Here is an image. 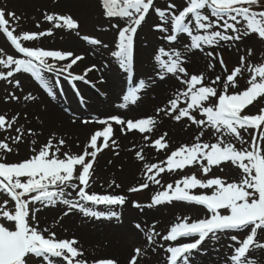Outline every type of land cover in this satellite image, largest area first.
<instances>
[{"label":"snow or ice","instance_id":"1","mask_svg":"<svg viewBox=\"0 0 264 264\" xmlns=\"http://www.w3.org/2000/svg\"><path fill=\"white\" fill-rule=\"evenodd\" d=\"M101 5L106 17H119L124 21L121 23L117 20L112 24L117 30L118 43L111 56L126 72L133 70L138 29H141L146 18H150V12L158 17L159 22L154 25V30L159 32L160 39L171 47L160 46L154 55L157 64L155 78L164 81L169 76L175 77L185 88L183 91H177L175 97L169 99L168 108H159L157 111L176 121L186 118L199 130L195 142L171 151L163 162L166 167L154 163L145 164L147 180L159 184L160 180L156 177L161 173L183 171L185 168H197L207 176L214 166L219 167L226 162H231L240 170V178L233 182H227L217 176L206 180L199 179L193 173L184 175L176 182L175 188L168 184L164 191L153 197L152 204L148 207L171 203L173 200L184 201L204 206L210 215L192 222L186 217L181 222L173 224L162 237L155 225H152L144 232L146 243L149 246L156 245L157 237L167 242H177L167 247L168 264H190L191 257L202 251L201 245L206 240H219V234H230V240L234 244L229 245L232 254L225 264H255L254 257L251 256L252 251L264 250V242L258 239V236L264 238V108L260 109L259 114H251L250 109L247 112L245 109L259 97L264 96V64H246L247 57L252 56V50L249 48L247 57L240 56L239 66L234 67L223 82L221 76L217 75L209 84L204 73H189L185 66L187 58L174 45L181 35L190 38L191 43L184 45L185 50L189 52L193 50L204 52L205 46L216 47L222 41L239 42L253 34L264 40V11L253 10V6L264 9V0H185L179 8L175 2H170L163 9L156 6L155 0H101ZM6 17L16 21L19 17L14 12L6 13L4 8H0V31L6 34L19 58L0 49L2 53L0 65L7 69L6 72L0 71V80L20 87L19 79L9 78L17 73H28L41 87L47 89L49 94L53 93L43 75L44 72L66 73L73 81L91 83L86 77L96 67L95 65L85 68L83 75H75L71 71L78 61L84 59L83 56L70 51L27 47L21 43L52 35V29L17 35L14 34L16 28L11 26V21ZM44 19L49 23L55 22V28L75 30L79 27L78 21L70 15L45 14ZM170 28L172 34H167ZM83 39L92 45L99 46L103 43L88 36H84ZM103 47L109 46L103 44ZM207 56L217 58L227 71L222 56L216 57L213 51H208ZM50 60L53 62H49ZM62 61L68 63L57 68L56 62ZM208 67L212 68L213 65L209 64ZM244 71L251 73L247 80L248 86L236 91L238 77L242 76ZM154 83L155 79L147 83L140 80L138 87L130 89L124 100L135 104L140 99L139 93ZM218 84L221 89L219 92L217 87L213 86ZM230 88L233 89L231 94ZM9 98L19 99L14 93L10 94ZM24 99L35 100L36 97L29 94ZM195 113H199L201 118ZM113 122L120 126L121 133L129 131L150 133L156 124L153 117L125 120L119 115H113L96 121L104 127L94 131L80 154L62 151L65 140L60 139L54 144L50 139L38 149L33 148L30 157L15 162L5 159L7 154L14 151L7 142L9 137L0 140V151L4 153L0 156V191L6 192L15 202L14 212L0 210V221H3L0 222V264H33V257L40 258L41 264H54L52 258H62L66 264H88L75 238L57 239L54 231L41 230L36 213L43 207L55 206L56 203L62 202L67 206L64 216L78 209L85 216L99 218L104 213L88 208L80 201L105 206H123L126 203V197L123 195L88 191L98 154L116 145V140L112 138ZM16 123V117L8 118L0 114V130L7 132L13 129ZM82 123L87 124L89 121L85 120ZM249 129L254 131L250 133L251 143L248 148H237L235 143L225 142V137L230 136L241 145L248 143L241 130L248 132ZM14 130L17 135L11 137V140L13 144H18L25 133L19 127ZM206 130H209V135L214 132L215 143L202 142L201 138L205 136ZM144 139L149 137L145 136ZM32 144L35 145L36 141L33 140ZM154 147L157 150L168 148L164 136L154 140ZM136 155L140 160L144 159L140 151ZM115 186L120 187L118 184ZM148 187L149 184L146 182L130 188L129 191L136 192ZM197 188L207 189L209 192L193 194L191 190ZM73 192L75 200L65 198L66 195L71 196ZM8 203L9 201L5 200L0 208ZM134 207L140 205L134 204ZM110 215L117 216V213L113 211ZM135 228L143 231L139 223L135 224ZM239 232L245 233L243 239L239 238ZM181 240L190 242H179ZM144 254L141 247L135 248L129 264H138V258ZM94 264L117 262L103 259L95 261Z\"/></svg>","mask_w":264,"mask_h":264},{"label":"bare ground","instance_id":"2","mask_svg":"<svg viewBox=\"0 0 264 264\" xmlns=\"http://www.w3.org/2000/svg\"><path fill=\"white\" fill-rule=\"evenodd\" d=\"M89 1L96 2V0H72V3L62 2L63 4L60 6H70L74 14L80 16L86 2L89 3ZM69 11L68 9L66 10V14L60 15H67ZM40 14L31 12L30 16L33 15V18L39 19L41 18ZM69 15L74 18L73 14ZM120 21L121 23L124 22L123 20ZM38 40L39 43L49 44V48L43 46L41 47L43 49L48 50L55 43L57 45L61 43V46L69 47V49H62L61 51H70L75 55L83 56L84 59L78 61L71 69L75 75H83L84 69L92 65L99 68V71L94 68L88 73L86 79L91 81V83L73 81L66 73H43L47 81L57 79V84L60 86L61 92L59 91L58 93L60 99L58 96L54 100L47 98V107L39 110L40 118L35 121L31 118L29 122L24 120V122L34 126L35 134L33 137L38 142V147L43 146L50 139L53 140L54 144L58 140L63 139L66 143L62 146V151L80 154L94 131L104 127V125L96 123L98 120L113 115H119L125 120H138L147 117H153L156 120L155 127L150 133H139L138 131L121 133L119 130L120 126L113 122L114 133L112 138L116 140V145L111 149H104L103 152L98 154L97 162L94 164V177L90 181V188L88 189L90 192L100 194H118L125 196L126 203L123 206H99L101 208L110 207L111 209L117 207L122 213L128 214L129 217H141V228L143 231L136 229L134 224L132 228L131 221L128 218L123 225H118L116 230H112L109 224L102 225L99 228H91L85 223H81V226L73 218L66 219V224H64L66 229H60L56 225L51 230L66 232L69 234V237L66 239L75 238L79 242V249L84 253V259H88L92 255H109L108 257H100L101 259L87 260L88 264H94L95 261L103 259H112L117 264H129L130 258L134 255V249L137 247H141L145 253L142 257L138 258V264H164L166 259L168 261L167 247L169 244L177 243L167 242L161 238L167 234L166 222L175 218L176 215L184 213L197 216V218L199 217L198 219L206 218L209 214L200 205L180 201L162 203L156 208V211H154L155 209H151L148 212L144 211L138 214L136 211L131 210L130 207H127L129 196L132 193L129 189L138 187L140 184L146 182L149 184L148 188L157 189L168 184L173 185L178 181L181 175L180 173L182 172L180 170L161 173L156 177L160 180L159 184L148 181V173L144 165L154 163L166 167V164L163 162L166 161L171 151L176 150L183 143L195 138L197 128L190 121L183 119L176 121L163 112L157 111L159 108H168L167 98L175 96L177 91H183L185 86L175 77L169 76L166 78V82H162L157 86L154 95L147 96L146 99H139L133 104L131 101L124 100V96L128 93L127 87L130 84L128 81H125L124 69L120 68L114 57L111 55L108 57L109 61L107 64L110 65V68L106 67L98 57L100 53L97 50L88 43L78 41L74 31L66 28H58L54 35L42 36ZM137 44L136 41L134 55H136L138 61L132 70L134 72V83L139 82L141 78L148 81L145 72L148 70L149 65L144 66L143 63L145 48L139 46L137 49ZM112 46L114 47V43ZM57 50L60 49L57 48ZM261 50L264 57V48ZM49 62L53 61L50 60ZM65 63H68V61L56 62V67L59 68ZM24 77L26 78H23V80H27V76ZM29 78L34 80L32 76ZM167 84L171 85L168 86ZM25 88L32 89L33 93L35 91L34 89H36L33 84ZM45 90L47 93L49 92L47 89ZM95 92H102V97H97ZM35 97L36 99L34 101L28 100L27 103L39 104L37 98L40 95L36 93ZM182 106L186 105L182 104ZM99 110L105 112L102 117ZM84 113L89 116H94V118L89 119V123L87 124L82 123V121H85L82 119V116H85ZM145 136H148L149 139H144ZM161 136H164L168 148L157 150L154 147V140L159 139ZM204 138L206 142L210 139V136ZM138 151L144 156L143 160L137 157L136 153ZM236 172L237 174H234V176L237 175V177H240L238 175L240 170L238 169ZM113 181H115V184H113ZM116 184L120 185V187H116ZM72 195L75 196V193L73 192ZM55 213V210H48V212L42 213L40 215L42 217L41 223L45 225L54 222L53 217ZM68 217H79V215L73 214ZM152 225H155L156 230L161 233V237H157L156 245L149 246L146 243L144 232L148 231ZM58 260L60 264H66L62 258Z\"/></svg>","mask_w":264,"mask_h":264},{"label":"rangeland","instance_id":"3","mask_svg":"<svg viewBox=\"0 0 264 264\" xmlns=\"http://www.w3.org/2000/svg\"><path fill=\"white\" fill-rule=\"evenodd\" d=\"M62 2L72 3V0H0V8H4L6 13L7 12H14L17 17H19V20H13L11 17H6L11 21V26L16 28V32L14 34H21L24 32L29 33H39V32H46L49 29H52V32L54 35L55 31L58 30V28L54 27V23H49L47 20L44 19L45 14H66V10H70L69 14H73L75 20L78 21L79 27L74 31L75 36L77 37L78 41L85 42L91 45L95 50H97L100 54L98 57L101 59L102 63L110 68V65L107 64L109 61V56L111 55V52L116 50V44L118 43V35L117 30L112 27V24L115 23L117 20H122L119 17L114 18H108L104 15V11L101 5V0H96V2H86V5L84 9L81 12V15H75L74 11L70 6L61 7L60 5L63 4ZM170 2H175L177 4V7L179 8L182 4L185 3V0H155L156 6L160 8H166L167 4ZM61 9L65 11H61ZM254 11H264V9L253 6ZM41 13V18H33V15L30 16V13ZM67 14V15H69ZM46 21V22H45ZM158 17L155 14H152L150 12V18H146V22L142 25L141 29H138L137 37L135 38V42L137 41V49L139 46H143L144 49V58L143 63L145 65H149L148 70L145 72L146 77L148 81H146L144 78H141L140 80H144L146 83L149 82L152 79H155V83L152 84L150 87H147L146 89L142 90L139 93L140 99H146L147 96L154 95V91L157 89V86L161 84L162 82H166V79L164 81H160L159 79L155 78V73L157 71V64L154 61V55L157 53V50L160 46H164L165 48L171 47L166 41H163L160 39L161 34L154 30V25L158 23ZM39 25V27H37ZM62 29V28H61ZM172 34L171 28L169 29V33ZM50 35V36H52ZM47 36V35H45ZM84 36L92 37L101 40L103 43L102 45H92L88 41H85L83 39ZM21 43L24 46L27 47H48L49 44H43L39 43V40H33V41H21ZM114 43V47L112 46ZM190 38L187 37V35H181L178 37V42L175 47L179 51H181L184 56L187 58V63L185 66L188 68V71L190 74H199L204 73L206 77V82L211 83L212 80L215 79L217 75L221 76V82L226 78L228 74L231 73V71L234 69V67L239 66L240 62V56H246L247 57V51L250 48L252 50V56L247 57L246 64H252V65H260L264 64V57L262 54V48H264V40H261L257 38L255 34L251 35L250 37L246 38L243 41L239 42H221L220 45L216 47H207L205 46V51L200 52L199 50H193V51H186L184 48V45L190 44ZM103 44H107L109 47L104 48ZM67 50L66 46H61V43L57 45V43L54 44V46L48 50ZM0 49L4 50V53L11 54L14 56H17L19 58V54L16 53V50L11 45L10 41L6 37V34L3 33V31H0ZM72 49V48H71ZM208 51H213L216 54V57H223V60L225 62V66L227 68V71L224 70V68L220 65L219 60L217 58H209L207 56ZM77 52V51H75ZM2 54V53H0ZM135 54V52H134ZM136 55H134V61L133 66L137 64ZM94 64V63H93ZM212 64L213 67L209 68L208 65ZM97 71H99V68L95 67ZM0 71L6 72L7 69L4 68L3 65H0ZM125 75V81L129 82L128 91L132 89L133 87H138L139 82L134 83V72H126L124 70ZM251 73L244 71L243 75L238 77V87L235 89L236 91H240L247 87V80L250 77ZM24 76H27V80H23V78H26ZM31 75L28 73H17L14 77L9 79H19L20 80V87H15L14 84H9L5 80H0V114L7 116L8 118L16 117L17 123L14 125V128L11 130H8L5 132L4 130H0V140H4L5 137H9L7 142L10 146L13 147L14 151L12 153L7 154L5 159L10 162L20 161L23 159H26L30 157L33 152V148H39L37 143L35 145L32 144V141L34 140V134L35 129L34 126H31L29 122L31 118L35 121L39 117V110H43L45 107H47V98L54 100L56 96L59 97L58 93L60 90V86L57 84V79H51L50 81H47L49 86L51 87V91L53 94L47 93L45 88L41 87L40 83L33 79H30ZM45 77V76H44ZM30 79V80H29ZM46 79V78H45ZM137 80V79H136ZM34 85L36 89H34V93L32 89H27L25 87ZM72 84V83H71ZM168 86L171 84H167ZM214 87H217L218 92L221 91L219 84L213 85ZM233 89H229V94ZM14 93L15 96L19 97V99H10V94ZM36 93L40 95L37 100H39V104L34 103H27L28 100H25L24 97L31 94L36 96ZM62 94V93H61ZM97 97H102V92H95ZM43 97V98H42ZM175 96H170L167 98V102L169 99L174 98ZM41 99V100H40ZM56 99V98H55ZM60 99V97H59ZM29 101H32L29 99ZM34 101V100H33ZM138 101V100H137ZM43 102V103H42ZM264 108V96L259 97L256 101L253 102L252 105H249L248 109H245V111H249L251 114H259L260 109ZM98 112V111H97ZM99 113L101 117L104 115L105 112H102V110H99ZM85 116H82V119L89 121V119L94 118V116H89L84 113ZM198 118H201L199 113H195ZM26 120V122H24ZM183 120L187 121L186 118ZM184 121V122H185ZM19 127L21 128V131L24 132V136L22 137L21 141L18 144H13L11 137L16 136L17 133L15 132V128ZM194 127H196L194 125ZM197 128V127H196ZM102 128H98L97 130H100ZM29 130L30 134H29ZM209 130H206L205 136H210V139L207 140V143H215L216 142V136L215 134L209 135ZM254 130L249 129L248 132H245L244 130H241L242 135L244 136V139L248 141V143H245L241 145L238 141H235L232 137L226 136L225 142H233L236 144L237 148H248L251 143L250 133H252ZM214 133V132H213ZM198 134V129L197 133ZM204 137L201 138L202 142L204 141ZM195 142V138L191 139L188 142L181 143L184 144H191ZM179 148V147H178ZM4 153L0 151V156H3ZM238 168L231 164V162L222 163L219 167H213L212 172H210L207 176H205L201 171H199L197 168H185L180 174V177L178 180L182 179L184 175H192L195 173L197 178L199 179H209L213 176L221 177L227 182H233L238 181L240 177H237V175L234 176V174H237ZM240 175V173L238 174ZM94 177V176H93ZM175 184H173V187L175 188ZM183 187V185H181ZM167 188V186L158 187L157 189L153 188H147L144 190H139L136 192H132L129 196L128 206L131 210L136 211L138 214H141V212H148L151 209H155L156 211L159 207V205H153L152 207H148V205L152 204L153 197L161 191H164ZM191 192L193 194H200L209 192L207 189H192ZM65 198L75 200L76 197L74 195L68 196L66 195ZM5 200H8L9 203L4 206L3 208H0V210H7V211H15V202L11 200V197L4 191H0V206L3 205V202ZM184 202V201H182ZM80 203L85 204L86 207L91 208L97 212L104 213L103 216L99 218H95L92 216H85L82 212H80L78 209L72 211L67 215V217L64 216V212L67 210V206L64 205L62 202L56 203L55 206H48L43 207L42 210L38 213H36L38 218V226L41 230L43 229H49L50 231H54L57 234V239H66L69 237V234H67L64 231H56L51 230V228L54 229L56 225L57 227H60V229H66L64 227V224H66V219L73 218L77 223L81 225V223H85L91 228H99L102 225H110L112 230H116L118 225H123L124 222H126L127 218L129 219L131 227L135 226L136 223H142L141 217H129L128 214H124L121 212V210L117 207L115 208H101L99 205H94L85 201H80ZM188 203L189 202H185ZM134 204H139L140 207H134ZM39 206V205H37ZM30 208L32 205L29 206ZM48 210H55L56 213L53 217V221L49 224H43L41 223L42 217L40 216L44 212H48ZM115 211L117 213V216H111L110 213ZM79 215V217H68L70 215ZM209 214V213H208ZM31 215V213H30ZM210 215V214H209ZM190 218L189 222L198 220L197 216H192L191 214H180L176 215L175 218H172L171 220L167 221L166 223V233L167 230L175 223L181 222L184 218ZM179 218V219H178ZM3 222V221H0ZM82 226V225H81ZM133 228V227H132ZM165 229V228H164ZM163 229V230H164ZM14 230V229H13ZM48 233H45L47 235ZM236 234V233H232ZM220 238L219 240H206L204 244L201 245L202 251L195 253L190 260V264H225L226 260L230 255L232 254V251L229 247V245L234 244L233 241L230 240V234H219ZM245 236L244 232H239V238L243 239ZM258 239H260V242H264V238H260L258 236ZM180 242H190L189 240H182ZM109 256V255H108ZM104 255H92L86 260H94V259H101L100 257H108ZM251 256L254 257L255 264H264V250H256L254 249L251 253ZM54 264H60L59 258H52ZM33 264H41V259L33 257ZM164 264H168V261L166 259Z\"/></svg>","mask_w":264,"mask_h":264}]
</instances>
